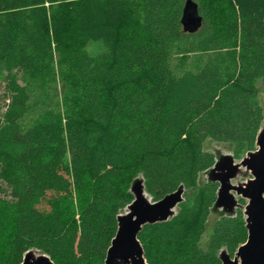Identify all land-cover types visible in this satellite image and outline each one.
<instances>
[{
	"label": "trees",
	"instance_id": "1",
	"mask_svg": "<svg viewBox=\"0 0 264 264\" xmlns=\"http://www.w3.org/2000/svg\"><path fill=\"white\" fill-rule=\"evenodd\" d=\"M186 1L0 0V264L31 250L106 264L140 176L153 201L185 194L168 221L142 226L148 264H221L246 241L238 209L201 248L218 183L198 179L215 163L206 138L236 157L255 148L264 0H193L192 33Z\"/></svg>",
	"mask_w": 264,
	"mask_h": 264
},
{
	"label": "water",
	"instance_id": "2",
	"mask_svg": "<svg viewBox=\"0 0 264 264\" xmlns=\"http://www.w3.org/2000/svg\"><path fill=\"white\" fill-rule=\"evenodd\" d=\"M198 15L193 0H187L181 16L184 32L192 33L201 27L202 19ZM255 140L257 149L248 151V155L239 163L252 175L244 185L232 186L228 182L234 177L237 169L236 164L230 166L233 159L229 155L215 159L214 165L205 171L209 174L207 181L213 180L218 183L216 199L212 206L224 207L228 211L227 215L232 216L234 215L232 208L238 202L232 199L229 192L233 191L247 200L246 205H243L246 241L238 245L233 259L226 251L220 252L221 264H264V129L259 130ZM215 169L221 172L216 173ZM143 181V177L138 178L131 185L134 198L127 206V212L118 215V230L111 241V247L106 251V264H148L143 254L144 248L137 239L142 226L168 221L175 215L174 207H178L184 199L182 198L184 187L181 186L178 191L151 202L146 196ZM22 259L21 264H55L48 255L38 250L27 251Z\"/></svg>",
	"mask_w": 264,
	"mask_h": 264
},
{
	"label": "rangeland",
	"instance_id": "3",
	"mask_svg": "<svg viewBox=\"0 0 264 264\" xmlns=\"http://www.w3.org/2000/svg\"><path fill=\"white\" fill-rule=\"evenodd\" d=\"M263 80H259L257 81L256 85L259 89V93L258 95H256V99L258 101V104L261 106V113L263 114V119L260 122V129H264V85H263ZM7 85L6 82L3 81V79L0 77V115H4L6 114V112H8V104H10V98L8 96V91H7ZM203 150L204 151H209L211 153H213V155H215V159L220 158L221 156H230L232 157V161L233 163L230 164L231 167L235 166V164L237 165L236 172L233 178L229 179L228 182H230V184L232 186H236V185H244L247 180H249V178L252 177L250 171L246 170L245 168H243L241 165H239L240 160L243 159L245 156H247L248 151H253L255 149H257L256 145L254 149L248 150L245 153H242L243 155H239L238 157H236L235 155H233V146L232 144L228 143V142H224V141H220V142H215L213 139L210 138H206L203 141ZM229 164V163H228ZM227 164V165H228ZM223 170H225L223 168ZM216 173L221 172L216 170ZM209 174L208 172H201L199 175V179L198 182L199 183H203L204 181H206V179H208ZM140 178L142 179V176H140ZM139 178V179H140ZM188 191V190H187ZM185 191V193L187 192ZM190 191V190H189ZM188 191V192H189ZM229 194L232 196V199L236 202H238V204L236 203V205L232 208L234 212V214L236 213V211L238 209H240L242 211L243 214V218H245L244 216V209H243V205H246L247 200L244 199V197L235 194L233 191H230ZM146 196L148 197V199L151 202H154L153 199H151V197H149L148 193L146 192ZM5 198H10L9 194L7 191H5V184H2L0 182V199L4 200ZM182 198L185 199V194H182ZM179 207V206H178ZM178 207H174V212L178 213ZM210 212H209V216L207 218V220H205V230L201 236V240L199 241V245L201 246V248H205L209 242V236L210 233L212 231V227H213V223L216 219H220L221 217H223V215H227L228 211L225 210V208L223 207H216V206H212L209 208ZM127 212V208L121 210L120 213L125 214ZM224 249H221L220 252L223 253ZM225 252V251H224ZM227 252V251H226ZM235 253L233 255H229L232 259L234 257Z\"/></svg>",
	"mask_w": 264,
	"mask_h": 264
}]
</instances>
